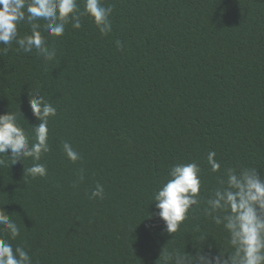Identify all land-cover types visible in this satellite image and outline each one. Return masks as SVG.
<instances>
[{
    "label": "trees",
    "instance_id": "obj_1",
    "mask_svg": "<svg viewBox=\"0 0 264 264\" xmlns=\"http://www.w3.org/2000/svg\"><path fill=\"white\" fill-rule=\"evenodd\" d=\"M103 3L113 9L108 34L88 16L60 37L42 32L52 61L0 44V114L15 112L34 143L29 93L57 109L39 161L46 176L27 173L32 158L0 154V206L20 228L10 242L32 264H165L162 252L175 248L230 251L205 198L228 168L264 176V0ZM65 141L80 159L66 157ZM190 162L201 168L200 203L168 234L153 194L173 165ZM97 184L103 196L92 198Z\"/></svg>",
    "mask_w": 264,
    "mask_h": 264
},
{
    "label": "clouds",
    "instance_id": "obj_2",
    "mask_svg": "<svg viewBox=\"0 0 264 264\" xmlns=\"http://www.w3.org/2000/svg\"><path fill=\"white\" fill-rule=\"evenodd\" d=\"M0 5V44L15 42L19 45L18 50L25 53L35 49L45 61L54 60L56 50L48 47L42 32L60 37L69 23L74 29H80L84 16L93 20L101 34L112 30L110 16L113 9L105 7L103 0H83V10L80 0H0ZM41 20L45 21L43 25L39 23ZM22 23L30 26V34L20 36L18 27ZM28 103L39 121L31 125L35 142H30V134L19 123L17 114L8 111L0 114V154L10 152L15 162L32 158L36 162L27 173L44 177L47 169L39 161L50 151L48 124L57 109L39 92L29 93ZM63 151L72 162L80 159V154L67 141L63 143ZM215 156V151L207 156L212 172L221 169ZM168 177L153 194L152 201L158 209L156 215L165 223L163 231L173 234L187 219L192 206L200 203L203 182L201 168L196 162L173 165ZM225 177L219 179V186L213 189L210 198H205V203L207 215L227 233L230 251L220 250L212 256L197 249L193 255L175 248L171 252H162L160 257L165 264H264V176L258 173L257 167H243L239 170L228 168ZM103 192V186L97 184L91 196L102 197ZM0 226L7 233V238L0 234V264H32L28 252L20 246L13 247L10 242L20 235V228L2 206ZM205 239L204 235L199 237V241Z\"/></svg>",
    "mask_w": 264,
    "mask_h": 264
}]
</instances>
